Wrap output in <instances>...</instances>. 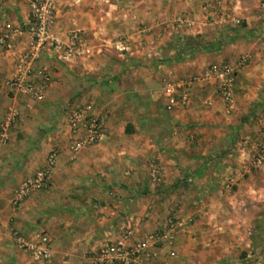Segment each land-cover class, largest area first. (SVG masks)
I'll use <instances>...</instances> for the list:
<instances>
[{
    "label": "crops",
    "instance_id": "1",
    "mask_svg": "<svg viewBox=\"0 0 264 264\" xmlns=\"http://www.w3.org/2000/svg\"><path fill=\"white\" fill-rule=\"evenodd\" d=\"M223 12L238 24L222 22ZM28 13V0H0V26H24ZM176 14L192 26L174 28ZM74 29L97 47L98 41L125 37L128 53L118 68L127 78L115 82L112 93L101 90L102 83L88 91L76 78L84 59L62 64L45 52L37 66L52 82L43 101L13 100L4 83L24 40L0 51V120L9 104L19 110L0 148V264H32L8 249L11 228L25 235L44 232L51 264H89L88 255L114 240L128 218L143 233L169 215L185 221V229L171 246L151 249L136 264H263L264 240L246 237L232 215L245 209L246 199L264 195L249 172L251 148L246 139L234 141L240 120L264 104V0H55L52 32L62 40ZM141 50L147 58L142 62L135 59ZM149 52L167 59L155 64ZM242 56L248 60L234 79L227 112L213 80L192 82L185 104L175 96L168 105L166 86L190 81L209 65H233ZM59 93L106 115L96 144L77 153L67 149L65 117L54 123L49 115ZM52 148L58 155L48 188L13 209L15 188L42 167ZM149 161L161 169L157 184L147 182Z\"/></svg>",
    "mask_w": 264,
    "mask_h": 264
},
{
    "label": "built area",
    "instance_id": "2",
    "mask_svg": "<svg viewBox=\"0 0 264 264\" xmlns=\"http://www.w3.org/2000/svg\"><path fill=\"white\" fill-rule=\"evenodd\" d=\"M28 21L24 26L8 22L0 26V51L13 49L18 40L23 39L22 48L16 54L11 77L4 83L10 98L27 99L41 102L50 86L52 79L44 67L37 66L43 53L49 52L57 63L68 64L83 60L88 53V47L81 30L69 31L62 40L52 32L55 19V0H28ZM222 22L237 25L238 19L223 12ZM173 22L177 28L186 30L192 26V21L186 16L175 15ZM117 55L128 53V46L121 38L112 45ZM247 56L240 57L233 65L222 63L207 66L202 74L184 83H174L165 87L164 94L168 105H172L177 96L179 104L187 101L186 91L192 82H216V95L221 99L227 112L232 105L231 87L237 73L247 62ZM19 117L15 104H9L3 118L0 120V148L6 145L10 129ZM67 128V149L77 153L83 148L96 144L103 136L106 115L97 110L91 103H76L70 105L64 114ZM83 133L79 135V133ZM264 151V148L263 150ZM57 150L50 149L42 167L35 170L29 177L23 179L15 188L10 205L13 209L34 192L45 191L55 169ZM263 163L260 155H255L252 165L258 167ZM162 177L161 169L155 162L147 164V182L157 184ZM186 222L169 215L150 232L140 233L137 222L128 218L120 234L112 241L103 243L88 255L89 264H136L146 256L148 251L162 245L171 246L177 233L183 231ZM13 246L29 258L32 264H51V250L48 236L44 232L32 231L22 234L15 229L9 230ZM137 237V238H136ZM136 238V239H135Z\"/></svg>",
    "mask_w": 264,
    "mask_h": 264
},
{
    "label": "rangeland",
    "instance_id": "3",
    "mask_svg": "<svg viewBox=\"0 0 264 264\" xmlns=\"http://www.w3.org/2000/svg\"><path fill=\"white\" fill-rule=\"evenodd\" d=\"M173 17L171 19V23L175 28L176 25L173 22ZM118 39H121V37L115 38L112 42L111 39L109 43H104L102 40L98 41V43L101 45L99 47H97V43L95 44L90 43L89 45L86 40L88 53L83 61L85 66L82 72L80 73L81 76H76V78L84 82V84H86L84 87L88 91L93 90L95 92L98 89L97 86L98 83H102L103 88H101V90L104 89L108 93H112L114 91V83L119 82L120 80L124 82V80L127 78V74H128L127 71L118 68V63L120 61L121 62L124 61L123 59L124 56L117 55V53H115L112 49L113 43H115ZM122 39L124 41L126 40L125 37H123ZM140 46L142 50L145 49L142 44ZM137 55L138 57L135 58L137 61L142 62L144 61V59H147L145 58L146 57L145 51H142V53L139 52V54ZM149 55L150 57L154 56L153 59L156 58L155 60H153L155 61L154 62L155 64L160 63L162 60L167 59L163 57L161 59V56L158 55L155 56L152 52L147 53V56ZM164 55L166 56L167 53H165ZM177 56H178L177 58H182L186 55H180V53H177ZM171 57H176V56L172 54ZM132 59L134 58L132 57ZM73 89L74 91L72 90L71 94L77 92L76 87ZM57 95L60 98V100L57 101L54 104V107H52L49 110V115L53 118L52 120L56 121L54 123H58L61 119H63L67 108L72 104L78 103L79 101L76 100L78 99L76 97H72L68 100H64L65 97H62L61 93ZM238 126L239 128H241L240 129L241 131L235 134L234 141L237 143L246 139L247 145L251 148V151L249 153V163H250L249 172H251V174L255 178L259 179L260 182L257 181L256 183L259 186H262L261 188L264 189V151H261L264 148V104H256L252 106L248 114L240 120ZM54 128L55 127H53V129ZM42 131L44 132V129H41V132ZM255 155H260L263 158V163L258 167H254L252 165V159L255 157ZM246 200L247 203L245 204V209L241 210L240 213L234 214L232 216L233 218L236 219L240 227L242 228L245 227L246 237L252 236L257 239L259 238L264 240V195L259 201H254L252 199H246ZM255 204H257V209H254ZM12 248L13 250H15V252L18 253L16 248L13 246V244L9 242L8 249L10 250ZM259 248H260L259 249L260 252L264 256V245H262ZM238 251H239L238 248H235L233 252L237 254Z\"/></svg>",
    "mask_w": 264,
    "mask_h": 264
},
{
    "label": "trees",
    "instance_id": "4",
    "mask_svg": "<svg viewBox=\"0 0 264 264\" xmlns=\"http://www.w3.org/2000/svg\"><path fill=\"white\" fill-rule=\"evenodd\" d=\"M190 47V46H189ZM189 53V52H188ZM190 54V53H189Z\"/></svg>",
    "mask_w": 264,
    "mask_h": 264
}]
</instances>
